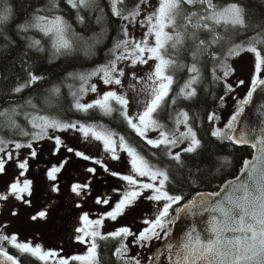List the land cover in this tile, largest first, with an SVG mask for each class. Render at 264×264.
Returning a JSON list of instances; mask_svg holds the SVG:
<instances>
[{
	"label": "snow or ice",
	"instance_id": "6c2138e0",
	"mask_svg": "<svg viewBox=\"0 0 264 264\" xmlns=\"http://www.w3.org/2000/svg\"><path fill=\"white\" fill-rule=\"evenodd\" d=\"M62 5L63 11L70 10L75 14L77 23L86 28L89 24L87 14L90 12L99 13L92 17L97 24L111 18L121 22L120 38L115 39L108 49L109 58L104 63L86 71L68 74L79 82L78 87L68 85L72 97L71 110L84 114L95 110L106 117L118 114L121 121L147 146L160 150L163 157L183 167L184 156L196 154L202 140L193 126L189 111L181 108L173 115L167 109L176 105L178 97L185 100L197 98L198 85L203 82L205 69L210 62H215L211 68L213 81L222 84L225 95L233 93L235 88L229 81L236 69L232 61L248 53L254 58V74L246 96L237 100L235 111L223 127L218 124L222 117L216 111L208 112L206 120L211 126V137L234 145H250L256 152L251 160H244L243 178L238 176L235 182L229 181L219 192L208 196L198 194L197 198L182 207L174 208L184 197L170 192V169L154 164L143 154L140 146L103 122L70 121L60 118L58 114L25 113L31 125V131H28L22 129L15 119L18 115L16 107L0 110V127L19 130L23 137H30L26 142L0 137V177L9 175L10 164L19 170L18 173L13 171L11 181L0 187V212L10 201L29 208L33 206L34 180L21 177H26L31 168L30 162L39 157L33 145L44 140L53 141V156L59 155L62 149L71 154L45 169L44 176L51 192L61 191L59 176L74 163L73 157L98 165L105 173L118 177L127 185L111 210L96 219H91L88 213L79 217L81 226L74 229V239L87 246L83 254L64 256L61 255L62 249L46 250L31 240L20 242L18 233L9 235L4 231L10 225L0 219V264H22L25 256L35 258L42 264H100V242L108 240L117 241L113 255L121 264H151L156 257L148 255L142 260V252L132 254V248L151 251L154 241L170 237V225L175 222L172 210L176 217L180 213L192 216L207 213L208 219L203 232L193 226L178 243L169 242L166 245L164 253L168 256L169 264H264V128L260 129L259 135L255 134L254 129L237 132L245 106L251 102L257 89L264 88V78H261L264 73V13L260 14V22L248 35L247 30L251 25L247 6L240 0H232L225 5H219L214 0H158L154 10L147 14L145 9L150 5V0H134L131 5L128 0H107L106 8L98 0H49V6L44 11L50 14H41L40 9L30 8L27 18L25 13L18 11L14 0H0V44L15 50L21 47L23 41L25 48L43 53L46 49L42 39L29 36L30 32H35L46 38L56 59L75 56L81 50L85 59H91L96 55L97 45L107 29L102 27L99 33L91 36L77 32L61 11ZM136 26L145 29L140 39L130 31ZM188 57L190 62H185ZM150 62L152 64L146 76L127 73L125 66H122L135 68L148 66ZM20 71L24 76L11 88L13 94L21 95L30 89L35 91L47 79L23 66ZM178 71L186 72L187 79L173 94L174 85L178 83ZM126 76L134 81L127 88L124 84ZM96 78L108 90L100 93L98 84L92 82ZM244 84L245 81L241 79L236 87ZM128 89L139 97L137 110L132 113L129 111L132 97ZM89 92L97 94V98L82 102ZM52 98L58 105L61 86H51L46 100L49 107L54 106ZM218 99L219 107L223 108L225 96L221 95ZM26 104L33 109L38 108L32 99H28ZM167 121H171V127ZM65 132L79 133L81 140L88 145L98 143L112 161H121L126 156L130 173L112 171L104 159L69 146L61 135L53 134ZM151 133L156 135L151 136ZM25 149L27 153L22 154ZM152 156L159 158L157 152H152ZM86 171L92 176L98 174L96 167H87ZM91 183V178L83 183L74 182L70 191L77 197L88 196L91 194ZM146 192L149 194L145 195ZM141 197L157 204L154 218L142 219L145 227L138 232L130 226L104 231L106 221H118L136 206ZM110 201L111 197H95L97 205H109ZM76 207L81 205L77 203ZM50 208L49 205L36 210L29 219L34 223L46 221ZM9 212L12 217L19 215L15 204L9 208ZM5 243L15 248L20 256L10 254L4 247Z\"/></svg>",
	"mask_w": 264,
	"mask_h": 264
},
{
	"label": "trees",
	"instance_id": "16d2710c",
	"mask_svg": "<svg viewBox=\"0 0 264 264\" xmlns=\"http://www.w3.org/2000/svg\"><path fill=\"white\" fill-rule=\"evenodd\" d=\"M98 2L106 8L107 0H98ZM133 2L134 0H128L129 5ZM214 2L219 5H225L232 2V0H214ZM240 2L247 6L246 12L248 13L249 23L251 25L247 30V34L251 35L260 22V14L264 13V0H240ZM14 3L19 12L26 14L25 18H27L30 8L40 9L41 14H50L44 11L45 7L49 6V0H14ZM61 11L73 24L76 31L84 33L86 36L99 33L102 27L107 29L106 35L97 45L96 55L91 59H85L83 51L81 50L75 56H65L56 59L52 54L50 44L46 38H42L40 34L35 32H30L29 36L42 39V43L46 49L43 53L25 48L23 41H21V47L15 50H12L5 44H0V110L16 107L18 115L15 119L22 129L28 131H31V125L25 118V113L58 114L60 118L70 121L103 122L120 134L125 135L130 142L140 146L143 154L154 164L170 169L172 182L168 187L170 192L180 194L184 197L182 205L189 202L198 194L216 192L222 183L237 176L244 160L251 158L253 151L251 148L234 145L226 140L221 142L210 135L211 126L207 123L206 114L212 111L217 112L220 103L218 98L221 95L225 96L222 84L212 79L211 68L215 62H210L205 69V78L198 85L197 98L185 100L182 97H178L176 105L167 109L173 115L175 111L181 108L189 111L193 117V126L197 130L199 138L202 140V146L196 154H187L184 156V164L181 167L175 164V162L169 161L167 157H163L160 150L151 149L139 137L135 136L131 129L121 121L118 114H114L112 117H106L95 110L89 114L71 110L72 97L70 95L71 89H69L68 85L73 84L74 87H78L79 82L73 80L68 74L86 71L95 67L97 64L104 63L109 58L108 49L112 47L115 39L120 38L119 26L121 22L116 21L115 18H111L110 20H105L103 24H97L92 17L99 15V13L90 12L87 14L89 24L86 28L85 25L77 23L75 14L70 10L63 11V5ZM17 39L19 40L20 38L17 37ZM82 47L81 45V49ZM22 61L24 62L23 65ZM185 62H190V57L185 58ZM22 66L29 70H34L37 74L44 75L47 79L42 82V85H38L35 91L30 89L21 95H17L11 92V88L14 84L20 82V77L24 76V73L20 71ZM177 77L178 83L174 85L173 94L179 91V86L187 79V73L178 71ZM261 78H264V73L261 74ZM52 85L61 86V98L58 105L55 98H52V104L54 106L49 107L46 100L49 97ZM28 99H32L38 105V108L33 109L27 105L26 101ZM167 123L170 127L172 126L171 121H167ZM0 137L16 139L21 142H26L30 139V137L20 135L19 130L12 131L6 127H0ZM50 145L54 146L53 143ZM152 152H157L159 158L153 157ZM108 177L111 176L106 173V178ZM101 253L103 264H115L110 257L112 253L111 243L104 244ZM23 264L37 263L31 259H27Z\"/></svg>",
	"mask_w": 264,
	"mask_h": 264
},
{
	"label": "rangeland",
	"instance_id": "374dc122",
	"mask_svg": "<svg viewBox=\"0 0 264 264\" xmlns=\"http://www.w3.org/2000/svg\"><path fill=\"white\" fill-rule=\"evenodd\" d=\"M158 0H150V5L146 6L145 14L147 12H150L154 10V8L157 6ZM130 31L132 34L137 38L140 39L142 37L143 32L145 29L136 26L134 28H130ZM152 62L148 66H137L135 68L127 67L126 72L131 73L135 72L137 76H146ZM233 66L235 67V75L230 78V83L233 84L235 91L233 93L225 95V106L223 108H218L217 112L221 115L222 119L218 122L220 127H223L224 124L228 121L230 116L233 114V112L236 109L237 100L243 99L248 89L251 86V80L254 74V58L252 54L245 53L241 57L235 59L232 61ZM219 74V73H218ZM243 79L245 81L244 85H241L239 87H236L237 81ZM92 82L97 83L99 87V92L103 93L104 91L108 90L102 83H100L99 79L96 78ZM131 83H134V81L131 80L130 76H126L124 80L125 88ZM115 87V86H113ZM129 95L132 97L131 104L129 111L130 113L135 112L137 110V100L139 97L135 95L131 91V89H128ZM97 98V94L88 93L82 102H90ZM183 130V128L181 129ZM54 135H61V137L66 141L69 146L76 147L78 150H84L87 152V154L92 155L95 158H101L105 160V163L108 164L110 169L113 171H117L121 174H129L130 173V167L127 161V157L123 156L121 161H112L106 157V154L103 153L102 148L99 146L98 143L93 142L92 145H88L84 143L79 133L74 132H65V133H53ZM151 136H155L156 133H151ZM53 143L51 140H44L40 141L38 143H35L33 146L38 150L39 157L36 160H32L30 171L26 174V177H21V179L28 178L34 180V187L37 189L38 182H48L44 176V171L47 167H50L52 164H56L59 160H61L64 156H68L71 154H68L65 150L62 149L61 153L57 156H53L52 148H54L53 145H50ZM54 144V143H53ZM27 149L22 150V154L27 153ZM74 163L71 164L70 167H67L66 170H64L58 179V182H62L66 179V175H71L75 182H86L89 178H91V188L93 189V194L102 196V188H105L108 191V194H112L110 204L114 206V204L117 202V200L120 199L122 195V191L126 189L127 185L124 181L120 180L118 177H111L106 178V173L103 171L102 168H100L98 165L92 164L90 161H83L76 159L73 157ZM87 167H96L97 168V175L92 176L90 173L86 171ZM75 169V170H74ZM13 171H16L18 173V169H14V166L12 164L9 165V175L0 177V187L3 186L5 182H10L12 179L11 173ZM115 179H113V178ZM145 180L147 178H144ZM96 182H105V185L96 184ZM39 183V185H40ZM50 189V188H49ZM113 189H117L119 191H114ZM51 194H61V193H54L51 192ZM149 193H145V195H148ZM15 204L18 207L19 215L17 217H12L9 212V208ZM73 209L68 211L71 213H74V216L77 217L78 212L76 209H79L80 212L88 213L89 215H93V219L99 218L101 216V213H96L93 211V206H91L89 209H83L81 207H76L75 204L72 205ZM157 208V204L152 201H148L144 199L143 197L140 198V200L137 202L136 206L133 209H130L127 211V213L118 218V221L109 223L107 225L108 228L115 229L119 226H130L133 231L138 232L140 229L145 227V225L142 224V219L144 218H154L155 210ZM38 210L37 206L34 204L31 208L27 207L23 204H18L15 202L10 201L6 204L2 212H0V219L9 222V227L5 229V232L7 234L12 233H18L19 234V240L20 242H23L25 240H31L34 243H39L40 241L46 242L43 247L46 249H57L60 245L66 243L68 241V250L73 249L72 243L75 242L74 236L76 233L74 232V229L77 227V220H74V228L72 231L69 230L68 232L63 230H55L56 222L59 221L60 217H62V213H56L50 212L49 218L46 221H40V222H32L29 219V216L31 213ZM107 212V211H106ZM92 213V214H91ZM104 231H108L104 228ZM87 246H84L86 248ZM75 248V247H74ZM145 250L146 249H139L136 247L132 248V254H135L136 252H142L141 259L143 260L145 256ZM76 254H83L85 250H74Z\"/></svg>",
	"mask_w": 264,
	"mask_h": 264
},
{
	"label": "flooded vegetation",
	"instance_id": "af4514ba",
	"mask_svg": "<svg viewBox=\"0 0 264 264\" xmlns=\"http://www.w3.org/2000/svg\"><path fill=\"white\" fill-rule=\"evenodd\" d=\"M74 182L75 181L71 175H66V179L64 181L58 182L60 184V188H61V191L59 193H61V194H51V191L48 187L49 182H41V183L38 182V184H37L38 188L35 189L34 195L31 197V199L33 201V205L35 204L37 206L38 210L50 205L51 206L50 212H53L54 214L62 213V217H60L59 221L56 222L55 230H63V231L68 232V228H69V230L72 231L74 228V220H77V222H78V223H76L77 227L81 226L80 222H79V217L83 214V212H80L79 209H76V211L78 212L77 217L74 216V213L68 212V211L73 209V207H72L73 204L76 205L77 203H79L81 205V208H83V209H89L91 206H93V211L96 213L99 212L101 214L106 213V211H109V210H111L112 207H114L111 204H109V205H97L95 203V197L98 195L93 194L92 188H91V194L88 196H85V197L75 196V194H73L70 191V186ZM39 183H40V185H39ZM81 183H83V182H81ZM96 184L105 185V182H100V183L96 182ZM102 192H103V195L101 197H105V198L112 197L113 193L108 194V191L105 188H102ZM182 201L180 202L179 205L174 206V208L180 207L182 205ZM12 202L19 204V202H16V201H12ZM175 215H176L175 211L172 210V217L173 218L176 217ZM89 216L91 219H93V215H89ZM109 223H111V221H106L105 229L108 231L114 230V229L107 227V225ZM170 227H171V225H170ZM164 240L165 239H162V243L164 242ZM100 243H101V248L98 250L100 253V256H99L100 264H103L102 259H101L102 258L101 250H102L103 245L106 243L112 244V253L110 256L111 259L115 262V264H121V261H119L118 258L113 255L114 246L117 244V241L108 240V241H103ZM39 244H41L43 246L46 244V242L40 241ZM84 246H86V245L79 244L75 241L72 243L73 249L68 250V241H67L66 243L60 245L56 250L62 249L63 251L61 252V255L71 256V255H76L74 250H78V251L85 250L86 248H84ZM4 247L9 251L10 254H12L14 256H20V253L15 248L11 247L10 245L5 243ZM44 249H46V248L44 247ZM150 255L154 256V253H151ZM27 259H31L32 261L36 262L37 264H42V262H40L39 260H37L35 258H31L29 256H25L22 258V264L25 263V261Z\"/></svg>",
	"mask_w": 264,
	"mask_h": 264
},
{
	"label": "water",
	"instance_id": "95a60500",
	"mask_svg": "<svg viewBox=\"0 0 264 264\" xmlns=\"http://www.w3.org/2000/svg\"><path fill=\"white\" fill-rule=\"evenodd\" d=\"M262 128H264V88L257 89V91L253 94L251 102L245 106L244 113L241 115L240 121L237 124V132L254 129L255 134L259 135L260 129ZM241 146H245L252 149L253 151L252 156L251 158L247 159V160H251L255 155L256 150L253 149L250 145H241ZM242 168L236 177L240 176L241 178H243ZM236 177L228 179L227 181L222 183V185L216 192H219L222 188H225L229 181L235 182ZM216 192H210V193H216ZM210 193H203L201 195L208 196V194ZM195 198H197V196ZM215 199H219V198H215ZM207 219H208L207 213H205L203 216H192L186 213H180L179 217H176L175 222L173 223L171 236L168 237V239L163 244H162V240L154 241L152 244L151 251L147 249L145 250L144 253L145 256H148L151 253H155L156 250L158 249L154 256L156 257V259L151 263L169 264L168 256L166 253H164V249L166 245L169 242L178 243L185 234V232L188 231L193 226H195L198 231L203 232V229L206 227Z\"/></svg>",
	"mask_w": 264,
	"mask_h": 264
}]
</instances>
